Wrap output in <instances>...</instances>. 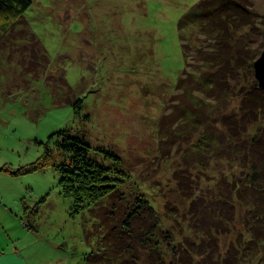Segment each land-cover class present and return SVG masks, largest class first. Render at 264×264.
I'll return each mask as SVG.
<instances>
[{
    "label": "rangeland",
    "instance_id": "obj_1",
    "mask_svg": "<svg viewBox=\"0 0 264 264\" xmlns=\"http://www.w3.org/2000/svg\"><path fill=\"white\" fill-rule=\"evenodd\" d=\"M197 1L30 0L20 17L0 14V264H81L91 249L85 231L94 222V211H73L72 201L60 193L61 174L55 166L24 170L58 130L83 137L91 155L109 165L118 180L113 192L129 195L138 183L137 189L153 199H147L150 206L158 204L156 218L172 229L183 222L178 230L184 239L182 253L192 264H264L260 254L243 256L253 237L245 225L247 208L226 187L219 188L220 178L227 186L243 174L239 161L226 150L208 157L205 168L198 152L187 162V141L175 135L182 129L175 110L184 99L178 79L188 84L184 70L202 74L203 50L198 47L214 43L212 33L178 27ZM235 2L255 13V25L232 30L233 54H241L244 69L237 81L226 85L227 92L219 96L215 90L206 100L205 112L218 128V111L238 112V93L257 85L247 64L264 47V0ZM181 37L187 43L186 67ZM44 81L63 87L59 97L70 90L68 83L81 100L80 110L58 102ZM261 128L264 124H253L244 135ZM188 134V141L199 140L200 134ZM225 138L229 148L230 132ZM51 156L55 163L63 159L56 150ZM106 157L112 161H103ZM176 175L183 178L181 188ZM118 196L109 199L118 205ZM210 197L229 203L213 206ZM193 216L196 223L188 229Z\"/></svg>",
    "mask_w": 264,
    "mask_h": 264
},
{
    "label": "trees",
    "instance_id": "obj_2",
    "mask_svg": "<svg viewBox=\"0 0 264 264\" xmlns=\"http://www.w3.org/2000/svg\"><path fill=\"white\" fill-rule=\"evenodd\" d=\"M30 3V0H0V14L7 13L10 17H20ZM254 20L255 13L248 12L235 0H198L182 15L178 23L180 29L190 27L193 31L197 30L203 34L212 33L214 43L207 47L208 49L203 46L198 47L203 50L199 68L204 72L202 74L192 72L187 75L184 70L188 84L181 77L178 79L177 87L182 90L184 99L181 102L178 101L177 110H175L176 114L179 112L178 116H181L178 121L182 125V129L175 135L187 141L185 152L186 155L189 154V157L186 161L195 159L197 152L204 155L201 158L198 157L202 161V164L200 163L202 168L209 163L208 157H214L226 150L228 154L230 151L234 161H239L243 174L239 178H233L231 184L227 186L220 178L219 188L222 190L226 187L232 196L235 195L240 199L241 205L247 208V219L244 224L252 230L253 237L244 247L243 256L253 257L260 254V258L262 257L264 261V130L261 128L249 136L244 135L251 125L264 124V90L253 84L240 91L238 112L218 111V120H216L221 125L219 128L212 125L210 113L205 112L207 98L211 97L215 90L219 96L222 91L227 92L229 87L227 88L226 85L237 81L241 66L244 69V65L239 64L241 54H233L234 32L232 30H240L246 26L253 27ZM31 34L35 37L33 33ZM34 39L41 46L43 55L48 58L40 41L37 37ZM181 39L184 38H180V45L185 63L187 43H182ZM257 54L256 50L247 64L251 74L252 60ZM184 65L188 66L187 63ZM26 71L32 72L27 67ZM60 78L61 81L65 80L63 75ZM44 82L57 97L58 102L72 104L75 112L80 110L81 100L74 97L68 83L66 86L70 90L59 97V91L61 92L63 87L59 88L55 84ZM196 92L205 97H198ZM198 128L201 129L200 132ZM189 131L200 134L199 140L188 141V136L191 135L188 134ZM227 131L232 135V138L227 141L229 148H226V138L224 139ZM43 146L41 155L26 165L24 170L32 172L55 166L61 174L60 193L72 201L73 211L75 213L85 209L90 213L94 211L91 213L94 222L90 229L85 231L86 239L89 241L91 238L92 245L81 264H192L190 260H187L186 254L182 253L185 250L182 248L185 247L184 239H180L182 234L178 230L182 229L183 222L179 227L175 225V229H172L162 222L161 218H156L159 216L158 204L154 202L150 206L147 199L152 198L146 191L137 189L138 183L135 186L136 190L133 188L129 190V195L126 193V196L120 195L121 192L118 191L113 192L115 187L113 183L118 180L113 178L111 171L109 172L108 164L91 155L92 148L83 137L69 135L65 130H58L48 136ZM52 150L58 151L63 159L55 163L51 156ZM106 159L110 158L106 157L103 161ZM116 160L117 158L113 162L118 164ZM175 178L180 188L183 187L181 186L183 178L177 175ZM196 193L193 192L192 197ZM114 195H119L117 198L121 203L118 205L109 199ZM198 198L197 195L195 200ZM103 201L106 204L102 203ZM209 202H212L211 205L219 203L222 206L229 203L226 199H215V197ZM195 203L191 206L195 207ZM95 206L100 207L92 210ZM193 218L194 216L191 220H187L186 228L194 227L196 222ZM175 220H179L178 216ZM190 225L193 227L190 228Z\"/></svg>",
    "mask_w": 264,
    "mask_h": 264
},
{
    "label": "water",
    "instance_id": "obj_3",
    "mask_svg": "<svg viewBox=\"0 0 264 264\" xmlns=\"http://www.w3.org/2000/svg\"><path fill=\"white\" fill-rule=\"evenodd\" d=\"M262 38L264 44V26L262 28ZM252 69L257 86L264 90V47L259 56L252 62Z\"/></svg>",
    "mask_w": 264,
    "mask_h": 264
}]
</instances>
